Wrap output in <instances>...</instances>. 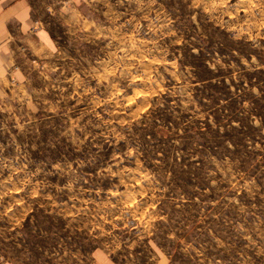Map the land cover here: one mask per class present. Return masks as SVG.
<instances>
[{
    "label": "rangeland",
    "instance_id": "374dc122",
    "mask_svg": "<svg viewBox=\"0 0 264 264\" xmlns=\"http://www.w3.org/2000/svg\"><path fill=\"white\" fill-rule=\"evenodd\" d=\"M31 77L0 264H264V0H85Z\"/></svg>",
    "mask_w": 264,
    "mask_h": 264
},
{
    "label": "crops",
    "instance_id": "0c3cea01",
    "mask_svg": "<svg viewBox=\"0 0 264 264\" xmlns=\"http://www.w3.org/2000/svg\"><path fill=\"white\" fill-rule=\"evenodd\" d=\"M84 5L85 0H0V105L27 89L33 72L55 52L58 37L81 23ZM89 264L129 263L95 247Z\"/></svg>",
    "mask_w": 264,
    "mask_h": 264
}]
</instances>
